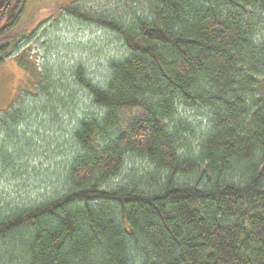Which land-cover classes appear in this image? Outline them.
Listing matches in <instances>:
<instances>
[{
    "label": "trees",
    "instance_id": "obj_1",
    "mask_svg": "<svg viewBox=\"0 0 264 264\" xmlns=\"http://www.w3.org/2000/svg\"><path fill=\"white\" fill-rule=\"evenodd\" d=\"M129 23L69 4L128 48L104 86L77 77L101 110L78 120L76 152L43 202L0 212V264H264V0H149ZM25 0L0 6V66ZM178 103L209 109L184 149ZM143 113L121 128L119 110ZM129 153L152 168L111 180Z\"/></svg>",
    "mask_w": 264,
    "mask_h": 264
},
{
    "label": "rangeland",
    "instance_id": "obj_2",
    "mask_svg": "<svg viewBox=\"0 0 264 264\" xmlns=\"http://www.w3.org/2000/svg\"><path fill=\"white\" fill-rule=\"evenodd\" d=\"M149 0H25L12 31L29 35L20 49L32 63L29 75L12 55L0 66V212L43 202L61 185L63 172L76 152L73 135L78 120L101 109L77 77L104 86L110 63L128 53L120 35L100 24L63 10L73 4L96 15L129 23L148 12ZM143 113L141 108L119 110L121 128ZM180 124L184 149L198 151L211 128L208 108L180 104L171 119ZM134 153L126 156L111 183L121 184L132 172L151 169Z\"/></svg>",
    "mask_w": 264,
    "mask_h": 264
},
{
    "label": "water",
    "instance_id": "obj_3",
    "mask_svg": "<svg viewBox=\"0 0 264 264\" xmlns=\"http://www.w3.org/2000/svg\"><path fill=\"white\" fill-rule=\"evenodd\" d=\"M3 1H4V0H0V6H1V4L3 3Z\"/></svg>",
    "mask_w": 264,
    "mask_h": 264
}]
</instances>
